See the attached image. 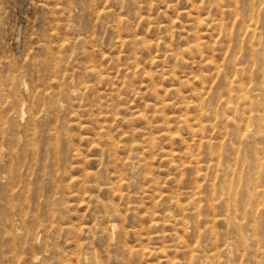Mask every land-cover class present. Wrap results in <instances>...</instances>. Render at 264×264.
<instances>
[{"label":"rangeland","instance_id":"1","mask_svg":"<svg viewBox=\"0 0 264 264\" xmlns=\"http://www.w3.org/2000/svg\"><path fill=\"white\" fill-rule=\"evenodd\" d=\"M263 49L264 0H0V264H264Z\"/></svg>","mask_w":264,"mask_h":264},{"label":"bare ground","instance_id":"2","mask_svg":"<svg viewBox=\"0 0 264 264\" xmlns=\"http://www.w3.org/2000/svg\"><path fill=\"white\" fill-rule=\"evenodd\" d=\"M218 1V0H217ZM221 1V0H220ZM246 21V20H245ZM223 28V27H222ZM248 28V27H247ZM250 28H248V30H249ZM247 30V31H248ZM251 30V29H250ZM256 31V30H255ZM250 32V31H249ZM257 32V31H256ZM248 33V32H247ZM255 35V34H254ZM253 35V36H254ZM252 36V35H251ZM247 40V39H246ZM246 40H244V41H246ZM248 42H250L251 43V41H247V43ZM249 44V43H248ZM254 44H255V41H254ZM251 45V44H250ZM245 46V45H244ZM253 46V45H252ZM256 45H254V47H255ZM258 46V45H257ZM253 47V48H254ZM244 48V47H243ZM246 48V47H245ZM252 48V47H251ZM250 48V49H251ZM252 48V49H253ZM255 49H256V47H255ZM258 49H259V47H258ZM249 51V50H248ZM253 51H257V49L256 50H253ZM263 51H264V49H263ZM262 52V51H261ZM251 53H254V52H251ZM257 53V52H256ZM260 53V52H259ZM203 54V53H202ZM261 54V53H260ZM259 54V55H260ZM251 55V54H250ZM253 55H255V54H252L251 56L252 57H250L249 59H253ZM261 56V55H260ZM259 57V56H258ZM263 57V56H262ZM255 59V58H254ZM260 61H261V59H260ZM260 61H259V63H260ZM256 62H257V60H256ZM256 64V63H255ZM261 64V63H260ZM256 67V66H255ZM257 67H259L258 65H257ZM253 68H254V66H253ZM250 69L248 68V66H243V67H236V72L238 73H240V72H243V74H245L246 76H245V79H248L249 80V78H250V75H249V73H250V71H249ZM257 70V69H256ZM258 71V70H257ZM252 72V71H251ZM256 72V71H255ZM259 72V71H258ZM220 73V72H219ZM221 74H223V73H221ZM253 77V76H252ZM237 78V77H236ZM254 78V77H253ZM233 79V78H232ZM254 80V79H253ZM229 82V81H228ZM231 82V81H230ZM233 82V81H232ZM244 84H246V83H248L247 82V80L245 81L244 80V82H243ZM235 84V83H234ZM237 84V83H236ZM240 84H242L241 82H240ZM239 84V85H240ZM214 85V84H213ZM231 85H232V83L230 84V87H231ZM239 85L237 86V89H238V87H239ZM243 85V84H242ZM242 85H240V88H243V91H244V88H245V90H246V96H245V99H244V101H246L247 103H250V96H251V94H254L255 96H262V98L264 97V65H263V67H262V69H261V72H260V74L258 75V78H257V84H256V86L255 87H252V88H250L249 86H242ZM248 85V84H247ZM232 88V87H231ZM239 88V89H240ZM233 90H234V88H233ZM235 91V90H234ZM233 91V92H234ZM237 91V90H236ZM255 91H256V93H255ZM238 93L240 92V95H242V91L240 90V91H237ZM202 94V93H201ZM231 94H233L232 92H231ZM237 95H239V94H237ZM233 96H235V95H232V97H231V99L233 98ZM254 96V97H255ZM238 98H239V96H238ZM244 98V97H243ZM256 98V97H255ZM236 99H237V97H236ZM227 100H229V99H227ZM233 101H234V99H232ZM238 100V99H237ZM236 100V101H237ZM236 101H234V102H236ZM240 101V98H239V100L237 101V103ZM241 101H242V99H241ZM243 101V102H244ZM251 101H253L252 99H251ZM227 102V101H226ZM229 102H232L231 100L230 101H228V103ZM241 103V102H240ZM255 104V103H254ZM259 104V103H258ZM235 106H236V104H234ZM233 105V103L232 104H229L228 106H229V108L230 109H236L237 108V106L235 107ZM227 106V107H228ZM251 106V105H250ZM224 109V108H223ZM223 109H221V110H223ZM254 109V108H253ZM262 109V108H261ZM225 110V109H224ZM254 111V110H253ZM200 113V112H199ZM218 114V113H217ZM262 114V113H261ZM259 115V114H258ZM198 116H200V115H198ZM236 116V115H235ZM234 117V116H233ZM250 117V116H249ZM221 118V117H220ZM228 118V117H227ZM235 118V117H234ZM233 118V120H232V122H234V123H236L237 121H236V119H234ZM231 119V118H230ZM264 119V118H263ZM202 120V119H201ZM238 120V119H237ZM249 121V120H248ZM230 122H231V120H230ZM229 123V122H228ZM242 123V122H241ZM230 125H231V123H229ZM227 125V124H226ZM249 125V124H248ZM259 126V125H258ZM256 128H257V126H255ZM241 129V128H240ZM255 129V128H254ZM257 130V129H256ZM242 131V130H241ZM242 133V132H241ZM264 133V132H263ZM229 135V134H228ZM257 136V135H256ZM240 137V136H239ZM6 140V139H5ZM213 140V139H212ZM243 141V140H242ZM256 143H257V141H256ZM224 144V143H223ZM235 144H236V142H235ZM250 146V145H249ZM242 150V149H241ZM167 155V154H166ZM243 164V163H242ZM257 164V163H256ZM225 166V165H224ZM232 166V165H231ZM209 170V169H208ZM240 172V171H239ZM241 173V172H240ZM234 174V173H233ZM236 174V173H235ZM242 176V175H241ZM241 176H239L238 178H241ZM219 180V179H218ZM239 180V179H238ZM228 184V183H227ZM235 185H236V183H235ZM256 185H257V183H256ZM192 186V185H191ZM112 187V186H111ZM254 187V186H253ZM114 188V187H113ZM204 189V188H203ZM228 190V189H227ZM240 190V189H239ZM233 191V190H232ZM227 192V191H226ZM252 192H253V190H252ZM228 194H230L231 195V193L230 192H227ZM237 193V192H236ZM241 193V192H240ZM196 194V193H195ZM234 194V193H233ZM238 194V193H237ZM240 195V194H239ZM247 195H249V193L247 194ZM189 197H191V196H189ZM234 197H235V195H234ZM253 198H251V199H254V201H255V199H256V194H254L253 196H252ZM211 200H210V204H209V206L211 207V208H215V203L213 202V199H214V197H212V198H210ZM259 199H261V198H259ZM195 200V199H194ZM196 201V200H195ZM257 201V200H256ZM258 202V201H257ZM159 203V202H158ZM206 203V202H205ZM186 204V203H185ZM195 204H197V203H195ZM249 204V203H248ZM260 203H254V207L252 208V210H254V208H255V205H259ZM257 207V206H256ZM260 207V206H259ZM207 208V207H206ZM260 210V213L262 214V215H264V207H262L261 206V208H259ZM249 210L250 209H248L247 211H248V214L250 213L249 212ZM258 210V209H257ZM259 211H258V213H259ZM240 213V212H239ZM254 213H255V211H254ZM257 213V212H256ZM235 214V213H234ZM238 214V213H237ZM256 215V214H255ZM258 215V214H257ZM260 215V214H259ZM258 215V216H259ZM254 216V215H253ZM257 216V217H258ZM261 216V215H260ZM243 217V216H242ZM249 217H250V214H249ZM191 219V218H190ZM249 219V218H248ZM255 219V218H254ZM258 219V218H257ZM264 219V218H263ZM114 220V219H113ZM227 220V222L228 223H232V229H234V231L237 233V237L234 239V240H232L231 242H230V244H233V246H236V249H237V251H243V253H248L247 252V235H246V232H245V230H244V226L246 225H244L241 221H239L238 220V218L237 217H235L233 220H229V219H226ZM262 220V219H261ZM260 220V221H261ZM108 221V220H107ZM249 221V220H248ZM264 221V220H263ZM263 221H261V223L258 225V226H262L264 223H263ZM255 222V221H254ZM192 224V223H191ZM122 225V224H121ZM254 225V224H253ZM118 226V225H117ZM258 226H257V222H256V225L252 228V230H253V237H251L250 236V239L252 238L253 240H256L257 242H262L263 244H261L260 245V248H263L264 249V234H260L259 233V230H258ZM179 228V227H178ZM262 230H263V228H261ZM122 230V229H121ZM210 231H212L211 229H209ZM202 232V231H201ZM262 232V231H261ZM120 233V232H119ZM204 233V232H203ZM212 233H214L213 231H212ZM252 233V232H251ZM233 236V235H232ZM207 238V237H206ZM203 243V242H202ZM259 243V244H260ZM200 245V244H199ZM198 245V246H199ZM256 245V244H255ZM256 248H258L259 249V247H256ZM226 249V248H225ZM194 250H192V252H193ZM262 251V250H261ZM91 252V251H90ZM263 252V251H262ZM0 255H1V253H0ZM200 255V254H199ZM198 255V253H195L194 252V254L192 255V257L195 259V260H198V258L200 257ZM229 256V255H228ZM248 256H249V254H248ZM261 256H263V255H261ZM252 257V256H251ZM260 257V256H259ZM1 258V257H0ZM239 258V257H238ZM245 258V257H244ZM34 260V259H33ZM248 260V262L249 263H251V260L252 261H254L255 263L254 264H259L260 262H258L256 259L254 260V259H252V258H248L247 259ZM259 260V259H258ZM193 261V260H192ZM3 262H4V260H3ZM186 262V261H185ZM182 263V262H181ZM193 263V262H192ZM253 263V262H252ZM193 264H195V262L193 263ZM245 264V263H244Z\"/></svg>","mask_w":264,"mask_h":264}]
</instances>
